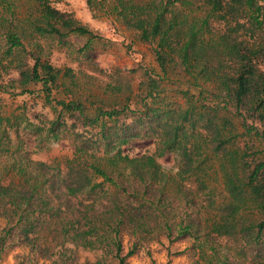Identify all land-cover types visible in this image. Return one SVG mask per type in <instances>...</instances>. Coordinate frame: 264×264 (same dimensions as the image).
<instances>
[{"label":"trees","instance_id":"trees-1","mask_svg":"<svg viewBox=\"0 0 264 264\" xmlns=\"http://www.w3.org/2000/svg\"><path fill=\"white\" fill-rule=\"evenodd\" d=\"M58 1L35 0L22 14L0 0V254L27 250L17 264H128L167 240L190 241L204 264H264V0H115L113 13L156 45L165 77L185 76L176 90L185 103L150 71L135 102L77 99L74 70L43 60L38 42L87 37L79 53L90 59L98 36ZM103 1L86 0L91 11ZM8 94L43 96L52 112L31 118L26 103L8 112ZM20 131L37 147L67 140L74 152L36 160ZM137 139H153L155 152L125 154ZM168 154L175 173L158 161ZM223 239L235 253L221 251Z\"/></svg>","mask_w":264,"mask_h":264},{"label":"rangeland","instance_id":"rangeland-1","mask_svg":"<svg viewBox=\"0 0 264 264\" xmlns=\"http://www.w3.org/2000/svg\"><path fill=\"white\" fill-rule=\"evenodd\" d=\"M15 1L17 2L18 11L22 14L30 13L29 11L34 6L33 2H35V0ZM135 1L146 3L151 0ZM103 3L105 7H97L94 11L89 9L86 0H59L54 3L55 7L61 11L73 13L78 20L97 33L98 37L93 45V50L87 52L90 59L84 58L79 53L80 49L87 44L88 38H78L76 36L67 39L69 46L66 47L60 45L58 40H40L38 43L44 46L42 57L43 60H50L63 73L68 68L74 70L76 82L79 84V87L74 90L77 99L98 101L104 98L109 101L112 100V97L125 100L128 96H132L134 99L142 93L140 83L143 81L146 72H155L165 77L154 54L156 45L140 42L136 34L129 30L122 20L113 13L112 7L115 5V0H105ZM186 82L187 79L183 74L170 69L163 82V86L167 89L165 95L172 102L185 103L184 98L176 95V90L180 86L179 83L185 88ZM110 83L115 86L123 84V92L113 95L108 88ZM67 85L70 86V80ZM39 88L40 85L35 87V89ZM57 93L56 91L55 94ZM4 98L8 112L16 110L25 103L28 106V115L31 118H34L37 114L46 115L51 111L50 108L47 107L46 109L44 107L43 96H11L8 94ZM58 98L65 99L67 97L64 93H60ZM135 101L136 98L133 102ZM86 104L90 107L89 102H86ZM92 109L94 108L92 107ZM11 135L15 141H18L14 130ZM19 138L25 141L27 144L26 149L30 152L32 158L36 160L46 161L56 156H71L74 152V147L67 140L60 142L48 141L37 147L38 143L34 140V137L26 136L24 131H20ZM155 149L156 144L153 139H137L123 147L124 153L131 157L152 154ZM158 161L166 172L175 173L178 170L179 160L173 154H168ZM128 240L127 238L125 242L126 252L129 247ZM220 242L223 253H235L233 241L223 239ZM190 247V241L169 244L167 240H162L161 243L150 244L129 258L128 264H204L198 253ZM21 252L27 253V250L16 249L3 255L0 254V264H17L15 257ZM80 257L83 262L86 260L93 262L96 254L83 252ZM43 264L50 263L44 262Z\"/></svg>","mask_w":264,"mask_h":264}]
</instances>
